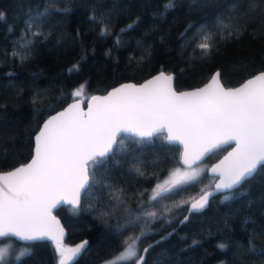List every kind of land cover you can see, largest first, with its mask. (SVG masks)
<instances>
[{
	"label": "trees",
	"instance_id": "1",
	"mask_svg": "<svg viewBox=\"0 0 264 264\" xmlns=\"http://www.w3.org/2000/svg\"><path fill=\"white\" fill-rule=\"evenodd\" d=\"M197 2L201 6L192 8L193 0H171L172 7L165 10L169 0H0V13L4 14L0 18V170H8L31 157L40 122L70 99L105 92L122 80L140 82L161 70L174 72L177 90L200 86L215 70L220 71L221 82L230 86L264 71V0H256L258 10L246 18L249 0ZM46 9V19L21 36L28 16ZM92 13L95 21L89 19ZM233 16L241 19H230ZM221 22L238 24L240 33L227 37L226 32L221 33ZM101 24L112 29L110 35L101 37ZM128 25L132 27L129 29ZM32 32L44 35L36 38ZM206 33L213 34L214 48L204 55L196 45ZM221 35L226 38L221 39ZM25 37L34 42L28 46L30 51L24 47ZM25 56L27 59L18 58ZM73 64H78L79 70L69 74ZM80 84H84L81 94L73 97L71 93ZM62 94L63 102L56 103ZM126 136L130 137L125 141L130 152L141 159L136 162L131 154H117L108 161L106 182L122 191L125 199L121 208L135 209L141 200H148L156 181L179 164L181 149L158 132L149 138ZM135 139H141V144H135ZM228 146L209 153L202 161L206 167L200 178L202 183L169 194L156 206L159 214L164 206L171 207L181 200L189 202L149 225L156 231L148 232L137 242V257L118 264H135L148 245L152 247L145 254V264H264V257L257 258L243 250L237 254L238 246L246 249L249 240L256 247H264V165L233 190L230 199L214 194L202 213L192 214L189 221L180 223L204 185L215 180L207 173V167ZM137 163L145 175L134 171ZM108 199L109 191L105 189L98 191L97 199L90 203L103 211L100 200ZM69 208L65 204L54 209L67 229L61 244L66 246L85 238L88 241L86 249L70 264L107 260L123 249L121 241L126 236L140 231L137 225L123 235H114L115 221L113 229L107 228L97 210L73 214ZM165 219H170L171 224ZM161 236L166 238L161 240ZM11 238L1 236L0 242ZM193 240L200 243L189 247ZM156 241H160L158 245ZM219 243L229 247L221 251L216 247ZM14 244L16 248L26 244L31 250L19 259L9 256L2 264H57V243L52 240Z\"/></svg>",
	"mask_w": 264,
	"mask_h": 264
},
{
	"label": "snow or ice",
	"instance_id": "2",
	"mask_svg": "<svg viewBox=\"0 0 264 264\" xmlns=\"http://www.w3.org/2000/svg\"><path fill=\"white\" fill-rule=\"evenodd\" d=\"M200 6L197 0H193L190 5L192 8ZM164 7L165 10L172 7L171 0ZM258 8L256 0H249L244 17ZM46 12L47 9L29 15L24 21L25 29L21 36H24L25 32H31L34 26L46 19ZM3 16L4 14L0 13V18ZM89 19L95 21V14H90ZM107 19H111V13ZM230 19L239 21L241 17L233 16ZM131 27L132 25H128L129 29ZM190 28L191 26L186 31ZM220 30L221 33L226 32L227 37H232L240 33V26L221 22ZM123 31L124 29H121V32ZM111 32V28L101 24V37L110 35ZM31 35L39 38L44 34L32 32ZM119 35L117 33V45ZM183 35L184 33H181V36ZM223 38L226 37L221 35V39ZM212 41L213 34L206 33L196 46L207 55L214 48ZM33 43V40L25 37L24 47L27 51H30L28 46ZM18 58L27 59L26 56ZM78 70L79 65L73 64L68 72L72 74ZM220 74L218 70L212 76V82L204 88L177 93L171 86L173 77L165 76L161 72L142 85H121L120 88H113L107 96H93L92 100L98 103L94 107L90 105L87 114L81 111L68 115L69 110L74 107L69 105L63 112L50 116L36 134L35 154L31 162L5 174L8 178V191L6 193L5 188L0 187V236L12 233L24 241H43L51 231L48 215L56 204L62 202L70 205L69 211L73 214L82 210H97L96 205L90 201L97 199L98 191L107 189L109 199L100 200V208L104 210H97L104 225L113 229L115 221L114 235H123L124 232L135 229L137 225L140 226V231L134 236H126L121 241L123 250L113 259L105 261V264L131 261L137 257V242L148 232L156 231L148 226L158 221L161 216L172 213L173 208H183L189 202L181 200L171 207L164 206L159 214L156 206L162 200L168 199L169 194L202 183L200 178L206 171L198 167L202 158L230 141H235L236 148L210 170L219 179L204 185L201 189L202 195L191 201L187 207L188 215H184L180 223L189 221L192 214L202 213L209 206L214 193L223 194L224 200L230 199L233 190L238 189L250 178L259 166L264 165V72L247 80L239 88L213 89L212 84L217 82ZM83 88L84 84H80L71 95L79 96ZM126 89L133 91H124ZM63 99L62 94L56 98V103H62ZM49 110H52L51 106ZM162 125L169 129L170 134L166 138L168 141L179 140L184 145V167L170 170L169 176L151 190L148 200H141L135 209L127 206L121 208L125 199L122 191L106 182L108 161L117 154H131L133 160L139 162L141 157L135 152H130L125 143L126 139L130 138L125 133L149 138L158 132ZM133 142L139 145L141 139H135ZM229 160L230 162L225 164V161ZM134 171L140 176L145 175L138 163ZM4 178L0 176V182ZM212 184L214 187L210 186ZM85 204L88 205L87 209L84 208ZM52 219L55 220V217ZM165 223L170 225L171 220L165 219ZM60 232L63 234L62 228ZM165 238L160 237L161 240ZM159 242L156 241V244ZM199 243L200 241L193 240L189 247ZM87 245V240L72 248L58 242L57 264H68L80 255ZM151 247L152 245H148L143 249V253L135 259V264H145V254ZM216 247L224 251L229 245L219 243ZM30 250L23 249L17 259ZM241 250L257 258L264 257V247H256L252 240H249L246 249L238 246L237 254H240ZM6 255L7 250L0 248V261L5 260Z\"/></svg>",
	"mask_w": 264,
	"mask_h": 264
},
{
	"label": "water",
	"instance_id": "3",
	"mask_svg": "<svg viewBox=\"0 0 264 264\" xmlns=\"http://www.w3.org/2000/svg\"><path fill=\"white\" fill-rule=\"evenodd\" d=\"M218 70H215L214 72H213V75L217 72ZM161 72H163L164 74H165V76H168V75H171L172 77H173V79H172V81H171V86H172V88H173V90L174 91H176L177 93H179V92H192V91H194L195 89H198V88H204L205 87V85H209L211 82H212V76H210L209 77V79H207L203 84H201L200 86H194V87H192V88H188V87H186V88H183V89H180V90H177V87L176 86H174V77H175V75H174V72H166L165 70H161V71H158V72H154V73H152L150 76H148V78H144V79H142L140 82H134V80H129V81H124V80H122V81H120V83H118V84H116V85H112V86H110L109 87V90H107V91H105V92H99V93H95V94H90L87 98H85V99H83L82 97H78V98H73V99H70L69 101H68V104H65L63 107H60V108H58V110H56V111H54V112H52V113H50L48 116H46L44 119H43V121L42 122H40V126H38V129L36 130V132L34 133V137H33V145H34V147H32V152H31V157L30 158H28V160L26 161V162H24V163H19L18 165H16V166H14V167H10L8 170H4V171H2V170H0V176H4L5 178H4V180L2 181V182H0V187H4L5 188V192L7 193V191H8V189H7V182H8V178L6 177V173H8V172H11V171H13L15 168H17V167H20L21 165H23V164H27V163H29V162H31V160H32V157H33V155L35 154V146H36V141H35V137H36V134L40 131V128L43 126V124H44V122L46 121V120H48V118L50 117V116H54V115H56V113L57 112H63L66 108H68V106L69 105H73L74 107L72 108V109H70L69 110V113H68V115H71L72 113H78V112H83V113H85V114H87V112H88V108H89V106L91 105V106H95L98 102L97 101H93L92 100V97L93 96H96V97H103V96H107V94H108V92H110V91H112V89L113 88H120V86L121 85H136V86H139V85H142V84H144L145 83V81H148V80H152V78L153 77H156V76H158ZM260 72H264V71H258L256 74H253V75H249V76H247L246 77V79L245 80H243L241 83H238V84H236V86H230V85H226V84H224V83H222L221 82V80H220V77H218V79H217V82L216 83H214V84H212V88L213 89H236V88H239L242 84H244L247 80H249V79H251L252 77H254V76H257V75H259V73ZM124 91H133L132 89H126V90H124ZM157 133V132H156ZM158 133H162V134H164L165 135V138H167L168 136H169V129H168V127L166 126V125H162V126H160V128H159V131H158ZM175 133V129H173V134ZM126 135H130V136H135V134H133V133H125ZM155 134V133H154ZM153 134V135H154ZM137 137V136H136ZM137 138H140V137H137ZM169 143H173V144H178L179 145V147H180V149H181V151H180V156H179V159H180V161H179V164H181V166H183V164H182V155H183V153H184V145L179 141V140H177V141H169ZM229 145V146H228ZM224 146H228L229 147V149H227L223 154H221L219 157H218V159L217 160H215L214 162H211L209 165H208V167H207V169H208V171H207V173L208 174H211V175H213V173L210 171L211 169H212V167L214 166V165H218L219 163H220V161H222V160H224V158L225 157H227L228 156V154L230 153V152H232L233 151V149L234 148H236V143H235V141H230L228 144H225V145H223L222 147H224ZM215 151V150H214ZM207 156L208 155H206L204 158H202V161H205L206 159H207ZM231 159V158H230ZM230 162V160L229 161H225V164H227V163H229ZM259 168V167H258ZM214 176V175H213ZM215 179H219V177L218 176H215ZM247 179H249V178H247ZM246 179V180H247ZM212 187H214V184H213V186ZM214 194H217V193H214ZM69 196H70V193L68 194ZM200 195H202V193L200 194ZM199 197V196H198ZM197 197V198H198ZM196 198V199H197ZM62 205H65L64 203H58V204H56L55 205V207H53L52 209H51V211H50V214L48 215V226L51 228V231H50V233H49V235L48 236H46L44 239H46V240H52L53 241V243H62L64 240H65V237H66V228L62 225V223H61V219L56 215V213L54 212V209H58V208H60ZM67 205V204H66ZM52 217H55V220H53L52 219ZM57 221L59 222L58 224H57ZM63 229V234H61V232H60V229ZM6 231H7V229H5ZM1 237V236H0ZM4 237H13V238H15V240L16 241H19V242H26V243H31L32 241H24V240H21V239H19V237H17V236H15L14 234H12V233H9L8 235H6V236H4ZM87 238H85V239H83V240H78V241H75V243H72V244H69V245H66L67 247H69V248H72V247H75V245L76 244H79V243H81L82 241H85ZM84 251V250H83ZM82 251V252H83ZM78 256H80V255H78ZM77 256V257H78ZM77 257H74L71 261H69L68 263L70 264V263H72V262H74L75 260H76V258ZM59 259V258H58Z\"/></svg>",
	"mask_w": 264,
	"mask_h": 264
},
{
	"label": "rangeland",
	"instance_id": "4",
	"mask_svg": "<svg viewBox=\"0 0 264 264\" xmlns=\"http://www.w3.org/2000/svg\"><path fill=\"white\" fill-rule=\"evenodd\" d=\"M176 167H184V166H181V164H177V166H175L174 168H172V169H175ZM198 167H201V168H206L205 167V163H203V162H201V163H199L198 164ZM171 169V170H172ZM169 173H170V170H169V172H167L166 173V175L163 177V178H161V179H158L156 182L158 183V182H162L165 178H167L168 176H169ZM203 174V173H202ZM156 183V184H157ZM155 184V185H156ZM155 185H154V187H155ZM153 187V188H154ZM152 188V189H153ZM16 241H14L12 238L11 239H9V240H6V241H1L0 242V248H4V249H6L7 250V255H6V258H5V260H3V261H0V264H2L4 261H6L7 260V258L9 257V256H14V257H16L17 258V256H18V254H20L21 253V251L23 250V249H26V248H30L29 246H27L26 244H22V246H18L17 248L15 247V243ZM137 248H138V246H137ZM123 250V249H122ZM122 250H119L115 255H113L112 257L110 256V257H108L107 258V260H111V259H113L116 255H118L119 254V252H121ZM107 260H104V261H102V262H100V263H98V264H105V261H107ZM214 264H217V263H214Z\"/></svg>",
	"mask_w": 264,
	"mask_h": 264
}]
</instances>
